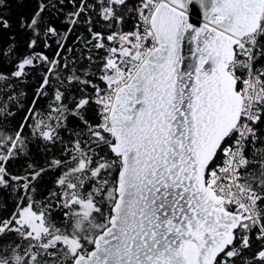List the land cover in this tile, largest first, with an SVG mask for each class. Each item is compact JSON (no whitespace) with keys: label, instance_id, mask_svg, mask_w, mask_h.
Listing matches in <instances>:
<instances>
[{"label":"snow or ice","instance_id":"1","mask_svg":"<svg viewBox=\"0 0 264 264\" xmlns=\"http://www.w3.org/2000/svg\"><path fill=\"white\" fill-rule=\"evenodd\" d=\"M67 3L63 13L65 0H39L21 18L32 51L10 76L0 73L24 81L26 69L43 68L15 135L0 134V189L18 194L0 219V264H264V0ZM50 8L66 31L44 20ZM90 11L107 32L94 30ZM81 24L83 54L69 58ZM53 37L51 57L35 51ZM73 85L83 94L73 96ZM69 116L81 126L69 130ZM25 127L64 158L9 172V160L29 154ZM54 169L56 190L36 200L37 182Z\"/></svg>","mask_w":264,"mask_h":264},{"label":"trees","instance_id":"2","mask_svg":"<svg viewBox=\"0 0 264 264\" xmlns=\"http://www.w3.org/2000/svg\"><path fill=\"white\" fill-rule=\"evenodd\" d=\"M38 3L39 0H2V3H0V19L7 20L10 25V27L6 29L0 27V73L10 76V74L16 70V65L19 60L31 53L32 49L27 47V42L31 33L20 27V21L21 18H24L25 20L30 19L37 10ZM89 3L95 4L96 0H89ZM71 10L72 5L67 3V0H65L63 13L70 12ZM63 13L50 8L43 14V18L45 21L51 20L61 32H64L66 31L68 25L66 23H62L65 19ZM88 15L93 19V24L95 26L94 30L107 32V29L104 27V21L96 15V12L90 11ZM133 25L134 21L126 17L123 29L125 31H130L132 30ZM87 35L86 25L81 24L79 27H76L67 41V46L72 47L74 51L71 53H64V55L69 56V58L80 57L83 54L82 42H77V37ZM55 39L56 38L53 37L47 41L52 45L50 48L43 47V44L41 43L35 51L43 52L51 57L57 47L56 44L53 43ZM10 47L14 49L12 52L8 51ZM77 62L80 66L87 63V61L79 59ZM26 71L29 72V76L24 81H19L15 78H11L8 81H0V103L6 104V108L10 112V114L7 115H0V134L2 135H15V132L25 116L26 110L29 107L34 93L41 81V73L43 72L42 67L36 69L28 68ZM63 75L66 76L67 72ZM52 84L53 88L58 86L55 80L52 81ZM69 91L76 97L83 94L79 92L78 88L74 85L69 87ZM48 92L50 97L52 95V89L50 88ZM20 93H26V96H21L19 95ZM9 96H15L16 100H18L23 107H18L14 100L9 99ZM49 103L50 99L48 97H44L39 100L36 107L44 111L47 109ZM94 107L95 106H93V109ZM88 117L93 123L96 122L95 113L92 109L89 110ZM67 123L69 130L77 128V126H81L80 122L73 116H69ZM24 135L29 137L30 151L27 156L22 155L17 159L8 161L7 168L13 175H23L25 165L28 163L37 167H47V162L51 159L64 158L61 153L60 145L55 147L49 146V148L45 150L43 143L32 137L29 128H24ZM61 135L64 137L65 141L70 139L68 132L62 131ZM59 174V170L55 169L44 174L42 179L37 182L36 200H43L50 191L56 190L55 180ZM17 199L18 194L12 193L10 189H0V219H6L12 214L15 210ZM52 217L59 224L62 219L60 210L54 208L52 210ZM11 239H14V237H9V240Z\"/></svg>","mask_w":264,"mask_h":264},{"label":"water","instance_id":"3","mask_svg":"<svg viewBox=\"0 0 264 264\" xmlns=\"http://www.w3.org/2000/svg\"><path fill=\"white\" fill-rule=\"evenodd\" d=\"M190 20H191V15H190ZM199 22H200V23H203V17H202V15H201L200 18H199Z\"/></svg>","mask_w":264,"mask_h":264}]
</instances>
